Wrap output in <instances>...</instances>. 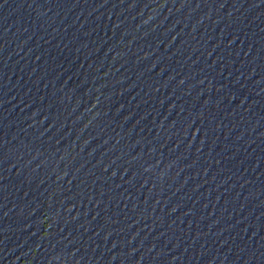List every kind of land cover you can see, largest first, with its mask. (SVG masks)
I'll use <instances>...</instances> for the list:
<instances>
[{"label": "water", "instance_id": "water-1", "mask_svg": "<svg viewBox=\"0 0 264 264\" xmlns=\"http://www.w3.org/2000/svg\"><path fill=\"white\" fill-rule=\"evenodd\" d=\"M0 264H264V0H0Z\"/></svg>", "mask_w": 264, "mask_h": 264}]
</instances>
